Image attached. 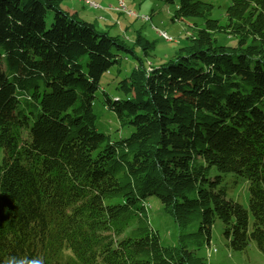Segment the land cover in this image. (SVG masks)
<instances>
[{
  "label": "trees",
  "instance_id": "obj_1",
  "mask_svg": "<svg viewBox=\"0 0 264 264\" xmlns=\"http://www.w3.org/2000/svg\"><path fill=\"white\" fill-rule=\"evenodd\" d=\"M212 8L178 0L173 18L202 23L154 66L140 32L130 44L61 0H0V264H208L218 221L229 249L264 255V0H231L224 22ZM123 55L137 63L112 98L100 79ZM98 93L127 136L97 129ZM226 174L248 180L247 206Z\"/></svg>",
  "mask_w": 264,
  "mask_h": 264
},
{
  "label": "rangeland",
  "instance_id": "obj_2",
  "mask_svg": "<svg viewBox=\"0 0 264 264\" xmlns=\"http://www.w3.org/2000/svg\"><path fill=\"white\" fill-rule=\"evenodd\" d=\"M63 7H70V12L79 11L80 16L88 21L96 20L98 30H107L112 35H121L131 44L140 32L143 37L154 44L153 50L144 55L141 49L135 48L137 56L147 60L154 66L159 65L172 58L177 50L189 43L188 37L194 31V23L201 24L200 18H173L176 3L166 0H122L125 6L134 11L132 16H126L118 11L107 8L109 5H116L120 0H94L100 7L95 8L88 5L84 0H61ZM213 4L211 17L220 18L224 22L225 10L231 0H207ZM97 10L96 16L90 10ZM142 15L150 16L149 20L140 18ZM128 28L126 29V27ZM164 30L172 37L165 40L158 34ZM218 42L225 45L236 46L237 40L225 35H217ZM136 59L130 55H123L120 59V72L118 66H113L101 77L100 86L110 97L120 95L116 89V83L123 76L127 75L136 66ZM102 95L98 93L93 103V110L97 115L96 127L99 131L108 133L112 137L127 136L132 128L121 129L113 112L103 105ZM3 152L0 148V164ZM225 186L227 196L244 206L248 205L249 183L244 178L235 177L231 174L225 175ZM146 208L151 226L158 231L160 240L164 245L176 243V224L174 220L162 210L158 197L152 195L146 199ZM216 251L212 252L211 249ZM198 254L205 256L208 264H264V255L258 249L255 241L250 240L245 249L236 251L226 246L222 236V225L218 221L214 227V236L210 248L207 246L198 250Z\"/></svg>",
  "mask_w": 264,
  "mask_h": 264
},
{
  "label": "bare ground",
  "instance_id": "obj_3",
  "mask_svg": "<svg viewBox=\"0 0 264 264\" xmlns=\"http://www.w3.org/2000/svg\"><path fill=\"white\" fill-rule=\"evenodd\" d=\"M84 1L88 5H90L91 7H95V8L100 7L99 4L97 2H95V1H94V3L92 2V0H84ZM107 8L110 9V10L118 11L119 13L125 14L126 16H132L134 14V11H131L130 9H128L125 6V3L122 0H120L118 2V4H116V5L107 6ZM140 18L143 19V20H149L150 16L142 15V16H140ZM158 34L160 35V37H162L165 40H171V38H172L164 30H159Z\"/></svg>",
  "mask_w": 264,
  "mask_h": 264
},
{
  "label": "crops",
  "instance_id": "obj_4",
  "mask_svg": "<svg viewBox=\"0 0 264 264\" xmlns=\"http://www.w3.org/2000/svg\"><path fill=\"white\" fill-rule=\"evenodd\" d=\"M92 1H94V0H92ZM176 7V6H175ZM66 10H70V7L67 5L66 7H64ZM88 10H90V13H92L93 14V17H95L96 16V12H97V10H94V9H88ZM76 12H78V14H79V16H80V13H79V11H76ZM81 17V16H80ZM82 18V17H81ZM83 19H85V18H83ZM92 21H96V20H92ZM98 23V22H97ZM128 28V26L126 27V29Z\"/></svg>",
  "mask_w": 264,
  "mask_h": 264
},
{
  "label": "built area",
  "instance_id": "obj_5",
  "mask_svg": "<svg viewBox=\"0 0 264 264\" xmlns=\"http://www.w3.org/2000/svg\"><path fill=\"white\" fill-rule=\"evenodd\" d=\"M94 3V1H92Z\"/></svg>",
  "mask_w": 264,
  "mask_h": 264
}]
</instances>
